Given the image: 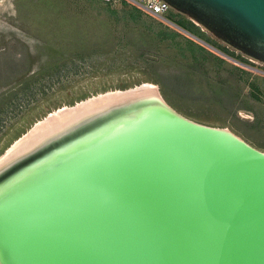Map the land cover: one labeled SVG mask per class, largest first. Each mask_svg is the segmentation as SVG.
<instances>
[{"label":"water","instance_id":"water-1","mask_svg":"<svg viewBox=\"0 0 264 264\" xmlns=\"http://www.w3.org/2000/svg\"><path fill=\"white\" fill-rule=\"evenodd\" d=\"M165 1L264 64V0ZM0 264H264V152L156 96L86 115L0 169Z\"/></svg>","mask_w":264,"mask_h":264},{"label":"rangeland","instance_id":"rangeland-1","mask_svg":"<svg viewBox=\"0 0 264 264\" xmlns=\"http://www.w3.org/2000/svg\"><path fill=\"white\" fill-rule=\"evenodd\" d=\"M136 7L0 0V158L56 111L143 83L180 115L264 152V64L176 10L166 20Z\"/></svg>","mask_w":264,"mask_h":264},{"label":"bare ground","instance_id":"bare-ground-1","mask_svg":"<svg viewBox=\"0 0 264 264\" xmlns=\"http://www.w3.org/2000/svg\"><path fill=\"white\" fill-rule=\"evenodd\" d=\"M117 91V92H108L105 94H100L98 97L83 101L77 106L80 108L78 111L75 107L68 109H62L51 114L50 117L46 118L45 121H41L37 124L35 129L31 133L24 135L21 139L16 141V144H13L4 155L0 158V169H3L8 164H12L15 158L22 153L35 147L39 143L43 142L50 134L63 128L67 124L76 123L78 120L83 119L86 115L93 113H98L101 111H106L111 107L120 105L127 101V99H134L137 95L151 97L156 96L161 99L160 91L158 90L157 85L152 83H143L136 88L129 89V91ZM127 92V93H126ZM63 112H66L64 115L60 116ZM91 112V113H89ZM89 113V114H88ZM60 116V117H58ZM228 130V129H227Z\"/></svg>","mask_w":264,"mask_h":264},{"label":"built area","instance_id":"built-area-1","mask_svg":"<svg viewBox=\"0 0 264 264\" xmlns=\"http://www.w3.org/2000/svg\"><path fill=\"white\" fill-rule=\"evenodd\" d=\"M105 3L115 4L123 0H102ZM133 5H136L144 12L161 18L169 20L170 12L173 10L169 3L165 0H126Z\"/></svg>","mask_w":264,"mask_h":264},{"label":"trees","instance_id":"trees-1","mask_svg":"<svg viewBox=\"0 0 264 264\" xmlns=\"http://www.w3.org/2000/svg\"><path fill=\"white\" fill-rule=\"evenodd\" d=\"M125 1V0H124ZM109 4V3H108ZM133 11L135 12V11H137L139 14L141 13V12H143V10L142 9H140V8H138V7H136V8H134L133 9ZM140 11V12H139ZM148 15H150V14H148ZM151 16V15H150ZM182 22V21H181ZM178 24V23H177ZM181 24V23H180ZM180 24H178L179 26H180ZM193 24V23H192ZM193 25H195V24H193ZM182 26V25H181ZM180 26V27H181Z\"/></svg>","mask_w":264,"mask_h":264}]
</instances>
